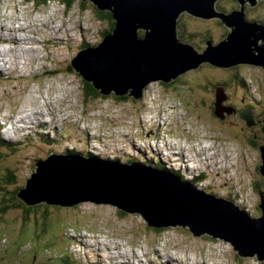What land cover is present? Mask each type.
Here are the masks:
<instances>
[{
  "label": "rangeland",
  "instance_id": "obj_1",
  "mask_svg": "<svg viewBox=\"0 0 264 264\" xmlns=\"http://www.w3.org/2000/svg\"><path fill=\"white\" fill-rule=\"evenodd\" d=\"M240 9L239 0L216 3V10L225 14ZM99 11L88 0H73L69 8L64 0L43 6L35 0H0V29L6 23L8 33L16 22L28 27L34 20L49 19V25L62 27L58 33L39 35L47 40L49 52L35 44L25 53L19 43L12 52L1 45L0 135L16 142V150H4L0 159V184L6 187L0 207L16 189L25 188L37 160L75 150L86 158L163 166L196 182L195 188L232 201L251 217L263 216V67L221 68L206 62L167 86L150 83L138 100L88 96L89 87L71 62L79 51L103 41L110 24ZM244 13L249 21L264 23V0L255 7L245 3ZM182 26L189 39L179 38L199 53L206 49L208 36L218 44L229 33L220 18L188 12L178 19V36ZM41 27L46 30L45 24ZM140 33L146 35L145 30ZM249 105L255 123L242 117ZM10 120L16 125L9 126ZM41 204L50 207L39 206L27 217L23 208L0 214V264H264L257 256L241 257L224 239L196 237L189 226L157 232L141 215L112 204Z\"/></svg>",
  "mask_w": 264,
  "mask_h": 264
},
{
  "label": "water",
  "instance_id": "obj_2",
  "mask_svg": "<svg viewBox=\"0 0 264 264\" xmlns=\"http://www.w3.org/2000/svg\"><path fill=\"white\" fill-rule=\"evenodd\" d=\"M88 1L112 14L115 29L98 46L79 51L71 65L106 97L114 94L138 100L151 82H171L206 62L221 68L252 64L264 69V23L251 22L244 13L245 3L255 7L262 0H239L241 9L229 14L216 10L218 0ZM184 12L203 19L220 18L229 35L218 44L206 40V49L199 53L178 36V19ZM219 93L224 92L219 89ZM215 112L223 117L218 109ZM242 117L256 122L250 108ZM260 149L264 160V147ZM100 159L80 153H53L40 159L18 197L29 206L112 204L141 215L156 229L189 226L196 237L209 234L224 239L241 257L257 256L264 261V214L251 217L232 201L207 194L166 170L141 162ZM261 173L264 176V161ZM261 197L264 213V193Z\"/></svg>",
  "mask_w": 264,
  "mask_h": 264
},
{
  "label": "trees",
  "instance_id": "obj_3",
  "mask_svg": "<svg viewBox=\"0 0 264 264\" xmlns=\"http://www.w3.org/2000/svg\"><path fill=\"white\" fill-rule=\"evenodd\" d=\"M50 0H35V3L37 6H43V5H46ZM65 2V5L69 8L72 3H73V0H64ZM100 10V9H99ZM99 12H101V15L104 16L103 18H106L107 21L109 22L110 24V28L104 33V38L113 33L114 29H115V20L112 16V14L109 12V11H102L100 10ZM179 37H182L184 38V41L188 40V36L186 37V34H185V27L182 26L180 27V34H179ZM207 40L210 39V37L208 36L206 38ZM183 41V40H182ZM189 43V42H188ZM100 44V43H99ZM190 44V43H189ZM95 47V46H93ZM72 66V65H71ZM181 77V76H180ZM179 77V78H180ZM83 78V77H82ZM84 79V78H83ZM235 79L238 80V76L235 77ZM231 82H233V80H231ZM84 83L89 87L87 88L86 90V94L88 96L92 95L93 93H95L96 96L98 97H102V95L99 93V91L97 89L94 88V86L90 83V82H86V80H84ZM165 86H167L166 83H163ZM117 98H127V97H119V96H116ZM124 100V99H123ZM249 108L252 109L249 105ZM16 144V142H9L7 140H5L1 135H0V159L2 158V156L7 153L5 152L4 150L6 151H15L16 148L14 147V145ZM76 152L78 151H75V150H71L69 153L71 154H75ZM38 161V160H37ZM130 163H135V162H130ZM158 168V167H157ZM162 169V170H165L163 166H159V169ZM168 171H172V170H168ZM180 177V175H179ZM182 178V177H180ZM7 180H10L11 183L15 182L13 179L11 178H5ZM182 180H185V181H188L187 179L185 178H182ZM193 185H195L197 187V183L192 181ZM4 184H0V193L2 194V196L5 194L4 193V188H6L5 186H3ZM22 189V188H21ZM20 188L16 189L14 191V196L8 200L6 199V202L3 203V201H1V204H3L4 206H1L0 207V214L3 215L5 213H7L9 210H11V208H23L24 209V212H25V216L27 217V215H29L31 213V211H34V209H36L37 207L39 206H45L46 208H49L50 206L49 205H46V204H41V205H36V206H29L27 205L22 199H20L18 197V191L21 190ZM3 199H4V196H3ZM10 202V203H9ZM25 217V218H26ZM49 215L45 214L44 215V219H48ZM164 229H155V231L157 232H162Z\"/></svg>",
  "mask_w": 264,
  "mask_h": 264
},
{
  "label": "bare ground",
  "instance_id": "obj_4",
  "mask_svg": "<svg viewBox=\"0 0 264 264\" xmlns=\"http://www.w3.org/2000/svg\"><path fill=\"white\" fill-rule=\"evenodd\" d=\"M41 21H44L43 18L41 19ZM49 21H50L49 19H46V22L45 23H39L37 20H34V22L32 24H30V26H28V27H25V24L24 23L16 22L15 26L10 29V32L9 33L7 32V29L4 27L6 25V23H5L4 26H2V28L0 29V57H4L3 49H1V45H3V47H5V48H9V49H4V51L9 50L10 52H12L13 46L18 45V43L21 44V45H23V47H24V53L25 52H29L30 49L32 48L33 44H35L36 46H39V47L43 46L44 47V50L45 51H48V48H47V45H48L47 40H44V39H40L39 38V35L41 34V32H43L44 35L46 36V34H48L49 30H53L56 33L62 31V27H59V25H57V24H53V25L51 24V25H49L48 24ZM36 23H38V24H36ZM10 24L11 23L9 22L8 25H10ZM44 24L46 25V30H44L45 28H43V30H42V27L41 26L44 25ZM8 25H7V27H9ZM10 27H11V25H10ZM31 28H33L32 34H31ZM35 34H36V36L33 37V35H35ZM11 37H13L15 39H12ZM16 37L18 38V40L16 39ZM10 39H11V41L9 42ZM18 49H20V48H18ZM19 57H21V56H19ZM0 62H1L2 65L4 64L2 60ZM7 62H8V59H7ZM180 76H178L177 78H179ZM154 82H159V81H154ZM160 82H163V81H160ZM163 83H166V82H163ZM45 116H46V114L44 115V117ZM10 130L12 132L13 130H15V128L10 129ZM5 140H7V141L10 142V138H8L7 136H6ZM33 257H35V256H33Z\"/></svg>",
  "mask_w": 264,
  "mask_h": 264
},
{
  "label": "flooded vegetation",
  "instance_id": "obj_5",
  "mask_svg": "<svg viewBox=\"0 0 264 264\" xmlns=\"http://www.w3.org/2000/svg\"><path fill=\"white\" fill-rule=\"evenodd\" d=\"M228 34H229V33H228ZM228 34H227V35H228ZM227 35H225L224 38H223L222 40H220V42L223 41V40L227 37ZM204 40L206 41L207 39H204ZM220 42H218V43H220ZM194 70H196V69H194ZM213 108H214V107H213ZM239 109H243V108H239Z\"/></svg>",
  "mask_w": 264,
  "mask_h": 264
}]
</instances>
